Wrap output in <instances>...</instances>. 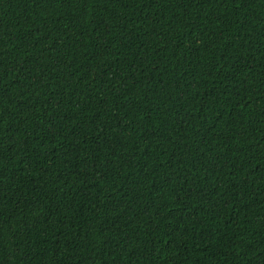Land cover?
<instances>
[{"label": "trees", "instance_id": "1", "mask_svg": "<svg viewBox=\"0 0 264 264\" xmlns=\"http://www.w3.org/2000/svg\"><path fill=\"white\" fill-rule=\"evenodd\" d=\"M0 264H264V0H0Z\"/></svg>", "mask_w": 264, "mask_h": 264}]
</instances>
